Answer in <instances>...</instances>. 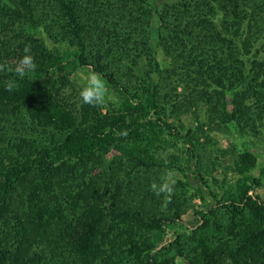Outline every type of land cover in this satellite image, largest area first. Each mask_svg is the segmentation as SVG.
Masks as SVG:
<instances>
[{"label": "trees", "instance_id": "16d2710c", "mask_svg": "<svg viewBox=\"0 0 264 264\" xmlns=\"http://www.w3.org/2000/svg\"><path fill=\"white\" fill-rule=\"evenodd\" d=\"M157 3L0 0V113L21 114L34 124L26 146L12 154L6 150L4 158L0 151V264H50L51 255L61 257L52 264H180L173 257H157L159 236L154 232L151 240L150 229L158 230V217L146 220L134 213L133 223L116 231L111 222L118 216L107 205L83 206L80 197L51 193V178L59 166L96 152L118 151L135 169L174 168L173 154L162 152L168 150L161 142L177 136L189 153L196 146L190 130L181 133L164 119L178 99L176 86L183 87L182 96L193 94L226 115L227 90L243 83L227 118L241 125L240 132L257 129L262 122L264 0H161L156 11ZM153 13L159 23L152 44ZM25 55L31 56V66L21 63ZM86 65L112 85L119 79L116 67L142 71L133 74V89L117 86L123 93L119 110L99 113L92 121L82 113L77 121L64 96V73ZM235 163L252 169L255 156L238 151ZM241 173L223 194L228 224L219 228L217 240H200L191 254L181 246L185 232L169 242L187 259L183 264H264V204L249 193L258 180ZM20 184L24 198L12 206ZM79 206L80 217L65 219L57 233L62 252L50 248L45 260L31 241L33 232L51 228L54 212L60 216ZM195 215L205 221L202 210ZM117 235L121 239L113 243Z\"/></svg>", "mask_w": 264, "mask_h": 264}, {"label": "rangeland", "instance_id": "374dc122", "mask_svg": "<svg viewBox=\"0 0 264 264\" xmlns=\"http://www.w3.org/2000/svg\"><path fill=\"white\" fill-rule=\"evenodd\" d=\"M160 7L161 0H158L156 11ZM158 23L157 14L153 13L149 26L152 44L155 42ZM158 59L162 62L160 55ZM120 67H116L118 83L112 85L105 82L107 95L100 106L83 104L78 94L83 78L95 72L92 65L81 66L64 73L67 82L63 89L64 96L71 104L77 121H80L82 113L88 115L86 118L92 121L99 113L109 114V111L121 108L123 93L117 86L124 85L133 89L136 85L134 75L141 73L142 70L137 68L138 73L135 70L132 73ZM176 88L178 99L175 104L168 107L164 119L181 133L190 130L196 146L189 153L177 136L170 138L166 144L161 142L159 146L163 150L164 148L168 150L162 152L173 154L170 161L174 168L152 166L135 169L118 151L96 152L84 160L59 166L51 178L54 182L51 193L54 196L66 192L65 194L80 197L79 201L83 206L90 203L107 205L118 216L111 222L116 231L119 226L124 227L133 223L131 216L134 213L146 220L158 217L161 221L158 230L155 226H151L150 229L151 240L154 232L159 236V240L156 239L157 257H173L177 263L183 264L187 259L178 255L177 246L174 244L168 246L169 242H173L178 233L185 232L186 237L182 239L181 246L185 252L191 254L200 240L208 242L217 240L220 235L219 228L228 224V215L222 203L223 194L232 190L236 179L241 177V172H249L258 180V184L254 185L249 193L264 204V116L257 129H243L241 132L239 131L241 125L227 118L233 112L232 97L244 88L243 83L227 90L223 106L226 115L221 114L220 109H217L216 113L215 105L201 102L193 94L188 98L182 96L185 91L181 85ZM7 116L0 113L2 132L0 137L3 139L0 140V147L9 148L0 150L3 152V158L8 154L6 150L12 154L20 145L26 146L33 137L30 126L34 124L30 119L21 114ZM153 117L156 118L155 115L152 119ZM55 139L60 138L56 136ZM243 150H248L255 156V165L252 169L235 163L237 152ZM153 184L157 186L155 190L152 188ZM24 195V185L20 184L13 195L12 206L19 205ZM53 203L55 205V201ZM81 208L79 206L75 209H66L60 216L58 212H54L57 219L51 228L43 226L33 232L31 241L36 250L42 251L45 260L49 259V254L51 255L50 248L58 249L61 246L57 233L63 228L64 220L72 218L75 221L80 215L78 212ZM195 210L204 212L205 221L195 215ZM117 239L121 238L117 235L113 237L112 242L115 243ZM163 245L167 247L163 248ZM60 251L58 249L57 252ZM51 257L48 263L52 264L53 260L61 262V257L57 255Z\"/></svg>", "mask_w": 264, "mask_h": 264}, {"label": "clouds", "instance_id": "9594fccd", "mask_svg": "<svg viewBox=\"0 0 264 264\" xmlns=\"http://www.w3.org/2000/svg\"><path fill=\"white\" fill-rule=\"evenodd\" d=\"M28 49H25L27 53ZM22 64L31 66L32 58L29 55H25L22 59ZM79 97L83 104L91 106H100L104 103L107 88L104 78L100 73L91 72L83 78V82L79 85ZM156 184L152 185V188L156 189Z\"/></svg>", "mask_w": 264, "mask_h": 264}]
</instances>
